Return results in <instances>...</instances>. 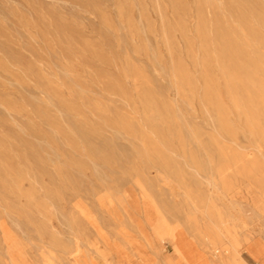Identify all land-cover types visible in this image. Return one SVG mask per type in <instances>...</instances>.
Instances as JSON below:
<instances>
[{"label":"rangeland","instance_id":"374dc122","mask_svg":"<svg viewBox=\"0 0 264 264\" xmlns=\"http://www.w3.org/2000/svg\"><path fill=\"white\" fill-rule=\"evenodd\" d=\"M211 234L264 264V0H0V264L217 261Z\"/></svg>","mask_w":264,"mask_h":264},{"label":"bare ground","instance_id":"6f19581e","mask_svg":"<svg viewBox=\"0 0 264 264\" xmlns=\"http://www.w3.org/2000/svg\"><path fill=\"white\" fill-rule=\"evenodd\" d=\"M211 235L207 236V240L209 245H213L216 248L215 252H220V256H218L217 261H214L212 259H206L204 257H199L196 255L190 256L186 254L175 241H173V246L178 254L180 263L181 264H247L244 260L240 258L239 247L241 245V242L237 238H235V236L227 235L226 237L228 239V242L225 244L221 241L220 237H218L217 235L214 236ZM248 236H250V234ZM244 240L248 243L246 249L253 258L257 259L260 258L261 256H264V238H259L254 242H248L249 239L248 240L244 239ZM77 250H78L77 251L78 254H81L83 252V249L81 248H78ZM169 263L178 264L176 263V261H173L170 258H169ZM93 264L96 263L93 262Z\"/></svg>","mask_w":264,"mask_h":264}]
</instances>
